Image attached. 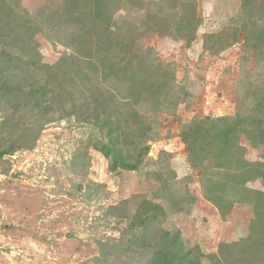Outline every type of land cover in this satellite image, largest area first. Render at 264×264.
Wrapping results in <instances>:
<instances>
[{
    "label": "trees",
    "instance_id": "obj_1",
    "mask_svg": "<svg viewBox=\"0 0 264 264\" xmlns=\"http://www.w3.org/2000/svg\"><path fill=\"white\" fill-rule=\"evenodd\" d=\"M200 22L198 0H46L35 14L22 0H0V102L9 109L0 121V159L34 149L59 112L96 126L101 135L87 148L103 153L111 172L139 170L158 138L160 115L176 114L187 95L174 63L143 37L191 45ZM39 34L71 53L44 62ZM241 41L235 113L195 116L181 139L205 198L223 218L238 203L252 206L249 233L206 254L181 229L166 227L170 213L189 211L196 200L167 163L150 172L158 183L152 196L126 199L115 214L127 225L99 242L105 264H204V257L211 264H264V190L249 185L264 183V0H242L230 24L204 34L203 46L219 55ZM243 136L261 159L247 158Z\"/></svg>",
    "mask_w": 264,
    "mask_h": 264
},
{
    "label": "rangeland",
    "instance_id": "obj_2",
    "mask_svg": "<svg viewBox=\"0 0 264 264\" xmlns=\"http://www.w3.org/2000/svg\"><path fill=\"white\" fill-rule=\"evenodd\" d=\"M198 1L201 22L191 45L157 34L143 37L146 45L174 63L187 95L176 114L160 115L158 138L151 141V151L139 170L111 172L103 153L87 148L93 135H101L96 126L79 120L77 114L60 118L59 112L45 126L34 149L0 159V264H105L99 242L107 236L119 237L127 225L115 214L123 209L126 199L137 194L152 196L158 183L150 172L160 171L167 163L196 200L189 204V211L170 213L166 227L181 229L185 241L199 244L206 254L217 252L221 242L249 233L252 206L238 203L223 218L205 198L200 170L190 165L181 139L184 124L193 117L236 111L240 100L237 83L243 42L212 55L204 49L203 39L205 33L218 32L230 24L242 0ZM22 3L35 14L46 0ZM37 37L46 63L54 64L71 53L57 39L43 34ZM2 105L0 102V121L9 111ZM242 142L249 160L261 159L245 136ZM249 185L264 190L261 180ZM203 263L211 264L207 257Z\"/></svg>",
    "mask_w": 264,
    "mask_h": 264
},
{
    "label": "crops",
    "instance_id": "obj_3",
    "mask_svg": "<svg viewBox=\"0 0 264 264\" xmlns=\"http://www.w3.org/2000/svg\"><path fill=\"white\" fill-rule=\"evenodd\" d=\"M221 104H222V103H221ZM222 106H223V107H226V105L224 104V102H223ZM234 109H235V108H233L232 111L230 110L229 112H227V113H225V114H234V111H235Z\"/></svg>",
    "mask_w": 264,
    "mask_h": 264
}]
</instances>
